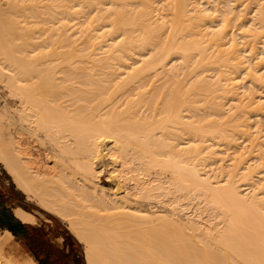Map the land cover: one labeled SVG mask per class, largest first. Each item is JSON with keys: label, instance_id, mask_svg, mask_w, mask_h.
<instances>
[{"label": "bare ground", "instance_id": "bare-ground-1", "mask_svg": "<svg viewBox=\"0 0 264 264\" xmlns=\"http://www.w3.org/2000/svg\"><path fill=\"white\" fill-rule=\"evenodd\" d=\"M228 1L0 0V162L86 264H264V0ZM236 137L225 163L210 141ZM13 239L0 232V264H37Z\"/></svg>", "mask_w": 264, "mask_h": 264}, {"label": "rangeland", "instance_id": "rangeland-1", "mask_svg": "<svg viewBox=\"0 0 264 264\" xmlns=\"http://www.w3.org/2000/svg\"><path fill=\"white\" fill-rule=\"evenodd\" d=\"M222 2L220 0L219 4L217 3V7L214 6V4L213 5L210 4V5H212V8L213 7L214 8H217V11L214 12L217 15H220L219 13L221 11H224V8H225V10H226V8H229V6H228L229 5V1L228 0H226V1L225 0H222ZM202 5L206 7V3L203 2ZM210 5H207V7L209 6V8H211ZM223 6H224V8H223ZM212 8L209 9V10H211V12H213L212 11ZM251 8L252 7H250V9L248 11L247 17H248V15L250 16V14H252L254 12V11H252ZM250 10L252 12H250ZM218 18H220V17H218ZM236 23H237V26L239 27L238 21H236L235 23L233 22V24H236ZM230 28H232L231 29L232 31L231 32L229 31L230 33H233V35H236V36L239 35V33H237V32H239V28H236L235 25H233ZM238 38H239V36H238ZM238 38L236 37V39H238ZM238 41H239V39H238ZM175 57L178 58L177 56L171 57L172 60H171V62L169 61V65H176L177 63L180 64V60L176 59ZM173 58H175V59H173ZM192 60H193L192 62H194V59H192ZM172 62H174V64ZM191 64H194V63H191ZM178 67H179V65H178ZM191 69H193V67ZM208 72L209 73H207V71H206L205 73H207V74H210V73L211 74H214L215 73V70H209ZM187 76H189V77L187 78ZM206 76H209V75H206ZM180 77H183V76L180 75ZM184 78H185V76H184ZM186 78L190 80L192 77L189 74V75H186ZM189 80H187L186 82H189ZM247 84L244 82L243 79H240L239 80L238 86L240 88L237 89V92H239L240 95H241V92H245L247 90V88H246V87H248ZM243 88H246V90L244 91ZM255 90L256 91L254 92V94L256 93L255 95L257 97L259 96V97H261V99L262 98L264 99V92H263L264 91V88H262V87L259 88L258 87L257 89L255 88ZM245 94L242 95L243 99L246 98L244 96ZM239 97H241V96H239ZM9 99H11V97H8L7 96L6 88L4 89V88H2L0 86V109H3L4 108L5 101L6 100L8 101ZM223 99H224L223 102L221 101L222 103L225 102V104L222 106V107L225 106V108H223V109H226L227 108L226 110H229L230 107H231V105L229 103L230 101H227L225 98H223ZM240 99H242V98H240ZM13 100L15 101V99H13ZM16 102L17 101H15L13 103L11 101V102H8V103L10 105H13V104L16 105ZM202 103H204V102L202 101ZM263 104H264V100H263ZM200 105H202V104H200ZM203 106H204V104H203ZM203 106H201V108ZM203 110L206 111L207 109L203 108ZM203 110H202V112H203ZM205 111H204V113H205ZM206 113H207V111H206ZM209 118H211V116H209ZM251 119L250 120L254 123L255 122L254 121L255 119H253V117ZM261 121H262V123H261ZM3 123H6V119H3ZM259 123L261 125H263V126H260V128L262 127L261 131L264 132V128H263L264 127V117H262V119H260V122ZM250 130H252V129H250ZM237 139H236V142L237 141L238 142L236 144H237L238 147L235 144H233V146L231 144L230 147H232V148H229L228 145H230V143H229V141L226 142V140L219 142V140L213 139L212 140L213 142L212 141H210V142L211 143H214V142L215 143H217V142L219 143L218 146L221 149L218 148V150H221V152H223L224 155L226 153L225 156L223 155L224 157H228V158L225 159V163H226V161L230 157H233L234 156V154L236 153V151H241V150H238V149L239 148L242 149L243 145H245V143H246V141L244 139H241V138H237ZM242 140H244V143H243ZM185 142H186V140H185ZM233 142H235V141H233ZM227 143H229V144H227ZM216 145L217 144H215V146ZM234 146H235V148H234ZM235 149H237V150H235ZM227 152H228V155H227ZM251 155L252 156L249 155L250 156L249 158H251V159H249V158L247 159V161L250 164L251 163L254 164L255 162H259V161H257V159L254 160L255 157L253 155H256L255 153H252ZM109 159H110V157H104L103 161L104 162H109L110 161ZM231 159L232 158H230V160ZM256 164H258V163H256ZM214 167H216V166H214ZM153 174L154 173H152V175L149 177L150 179H152V178L155 177V174L154 175ZM262 176L264 177L263 174H262ZM99 178H100L99 179V182L101 184H103V185H106V184H110L112 186L115 185V182L111 178V176L108 177V179H106V172L103 171V170L101 171V173L99 175ZM258 178H259V175L254 178V179H256V182H257ZM11 183H13V186L11 185ZM38 200L39 199H37V197H34V196L32 197V195L29 196V195L25 194V192H23L22 190H20V188L18 186L16 187L15 182H13V180H12V177L7 172V170L4 168L3 163L0 162V221L1 220L3 221V218H7L8 223H12V221L14 222V218H16V217L14 216L12 209L15 206H20V207H22V208H24V209L32 212L36 216L35 222L34 223H28V224L34 225L36 227H40L41 228V232L40 231L39 232H33L32 236L27 241V244L28 243H32L31 244L32 247H30V248H32V251L33 252L27 251L26 249H28L29 247L23 246L20 243V241H21L20 238L18 236H15V235H14V239L15 240L13 239L9 243V247H10L11 251L14 252L20 258H24L26 256L27 257L28 256L31 257V255H29V254H32V256L36 259V261L38 262V264H40L39 262H41L43 264H76L77 261H79V264H86L85 259H84V245H83V243L77 241L76 238L71 234L72 232H71V230L69 229V227L67 225V221L65 219L59 217L58 215H55V214L49 212V210L45 209V207H43V205L41 206V204H40L41 202L38 201ZM38 202H40V203H38ZM140 204H141L142 207L144 205V208L145 209H146V206H147V208L149 206L148 209H152L153 206L155 205V203L153 201L151 202L149 200H148V203L147 202L146 203L145 202H140ZM156 205L154 207H160L159 204H156ZM167 208H169V207L166 206V209ZM182 217H183L182 220L183 219L185 220V218H184L185 216H182ZM179 218L181 220V216ZM202 219H203V221H202L203 227H205V226L207 227V228L205 227L206 228L205 230H209V231H210V229L211 230H214V228L216 227V224H218L217 223L218 220L214 219L211 216H208L207 214H204L202 216ZM215 229H217V227ZM2 230H3L2 227H0V232H2ZM66 231H68L70 233V236H67ZM209 231H207V232H209ZM46 233L48 235H46ZM213 233H215V230H214V232H212V234ZM64 239H65V242L63 241ZM68 239L71 242H69ZM33 243H35L34 246H33ZM55 243H58V245L60 247L59 246L57 247ZM62 243L64 244L63 247H62ZM75 260H76V262H75Z\"/></svg>", "mask_w": 264, "mask_h": 264}, {"label": "trees", "instance_id": "trees-1", "mask_svg": "<svg viewBox=\"0 0 264 264\" xmlns=\"http://www.w3.org/2000/svg\"><path fill=\"white\" fill-rule=\"evenodd\" d=\"M13 186V183H11ZM0 227L7 228L12 232L13 235L20 237V243L22 244V240L29 239L33 232H41L40 227H36L34 225H30L28 223H22L18 218H14V222L8 223L7 218H3V221H0ZM67 236H70V233L66 231ZM30 252H33L32 249H29ZM28 250V251H29ZM40 264H43L39 262Z\"/></svg>", "mask_w": 264, "mask_h": 264}, {"label": "crops", "instance_id": "crops-1", "mask_svg": "<svg viewBox=\"0 0 264 264\" xmlns=\"http://www.w3.org/2000/svg\"><path fill=\"white\" fill-rule=\"evenodd\" d=\"M16 207V206H15ZM13 214H14V216H15V213H14V207H13ZM16 218H18L17 216H15ZM36 217V216H35ZM22 223H32V222H27V221H22L20 218H18ZM3 230H7V231H9L11 234H12V232L10 231V230H8L7 228H2ZM72 234V233H71ZM13 235V234H12ZM46 235H48L47 233H46ZM73 235V234H72ZM14 236V235H13ZM74 236V235H73ZM75 237V236H74ZM20 238V237H19ZM30 239V238H29ZM29 239H27V240H22V245L23 246H26V247H29L28 249H26L27 251L29 250V249H32V248H30V247H32L31 246V244L32 243H28L27 244V241L29 240ZM15 240V239H14ZM69 240V239H68ZM72 240V239H71ZM77 240V239H76ZM52 241V240H51ZM50 241V242H51ZM64 242H65V239L63 240ZM78 241V240H77ZM69 242H71L70 240H69ZM34 244L35 243H33V246H34ZM56 244V246L58 247L59 245H58V243H55ZM63 243H62V247H63ZM60 247V246H59ZM20 251V250H19ZM30 251V250H29ZM21 252V251H20ZM23 253V252H22ZM29 255H31V257L36 261V259L32 256V254H29ZM78 257V256H77ZM85 259V258H84ZM37 262V261H36ZM75 262H76V260H75ZM78 262V263H77ZM76 262V264H79V261H77ZM86 262V261H85ZM37 264H38V262H37Z\"/></svg>", "mask_w": 264, "mask_h": 264}]
</instances>
